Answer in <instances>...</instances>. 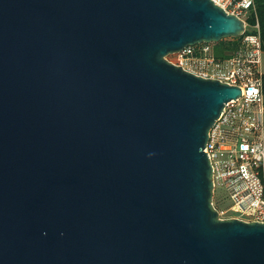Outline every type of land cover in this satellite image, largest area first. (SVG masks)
Here are the masks:
<instances>
[{"label": "water", "instance_id": "1", "mask_svg": "<svg viewBox=\"0 0 264 264\" xmlns=\"http://www.w3.org/2000/svg\"><path fill=\"white\" fill-rule=\"evenodd\" d=\"M244 31L211 0H0V264H264L204 152L241 90L165 59Z\"/></svg>", "mask_w": 264, "mask_h": 264}, {"label": "built area", "instance_id": "2", "mask_svg": "<svg viewBox=\"0 0 264 264\" xmlns=\"http://www.w3.org/2000/svg\"><path fill=\"white\" fill-rule=\"evenodd\" d=\"M226 13L241 19L246 28H254L256 34L249 35L251 53L244 66L243 73L236 69L235 58H229L232 69L221 82L238 86L241 95L228 102L219 119L208 133L204 152L207 153L212 168L213 185H219L225 194L227 208L217 210L222 219H238L244 222L264 223V95L261 79L250 81L245 72L259 65L261 46L257 22L253 26L247 23V15L254 10V0H211ZM177 61L172 63L194 75L200 62L211 66L215 63L206 43L187 46L173 53ZM217 64V60H216Z\"/></svg>", "mask_w": 264, "mask_h": 264}, {"label": "rangeland", "instance_id": "3", "mask_svg": "<svg viewBox=\"0 0 264 264\" xmlns=\"http://www.w3.org/2000/svg\"><path fill=\"white\" fill-rule=\"evenodd\" d=\"M250 31H252V33H248V34H240L237 37H229V38H223L225 39V42H231L235 39H237V47L230 53L228 58H224V59H220L217 58L215 56L214 53V49H215V44L217 42H210L208 43V46L210 48L211 51V55L214 56L215 58V63L211 66H207L206 63L200 62L198 64V68L196 70L197 73L202 74L203 76L209 78V79H217V78H222L224 75H226L228 73V71L230 69H232V65L230 63L227 62V60L229 58H235V61L237 62V64L235 65L236 69L239 70V72L243 73L245 67L244 66H240L238 65V63H242V64H246L247 59H249V55H250V43H248V41H246L247 36L249 35H254L256 34V31L254 28H250ZM165 59L168 62H172L175 63L177 61L176 55L175 54H168ZM216 60H217V64H216ZM264 74V51L261 52L260 54V60H259V65H257V63H255L252 67H251V71L250 72H245L244 74V81L246 80V76L249 78L250 81H256L258 79H261V84H262V75ZM247 81V80H246ZM212 204L214 206V203L212 201ZM215 207V206H214ZM216 208V207H215ZM217 210H224L222 208H216ZM225 215H221L219 218L222 219L224 218Z\"/></svg>", "mask_w": 264, "mask_h": 264}, {"label": "trees", "instance_id": "4", "mask_svg": "<svg viewBox=\"0 0 264 264\" xmlns=\"http://www.w3.org/2000/svg\"><path fill=\"white\" fill-rule=\"evenodd\" d=\"M246 20L249 26H253L257 22L261 51H264V0H254V10L249 12ZM248 33H252V31H250V28L247 27L244 34ZM237 44V39L227 43L225 42V39L219 40L215 44V56L220 59L228 58L230 53L237 47ZM262 92L264 95V74L262 75ZM212 201L216 208H227V202L225 200L223 189L217 184L213 190Z\"/></svg>", "mask_w": 264, "mask_h": 264}, {"label": "crops", "instance_id": "5", "mask_svg": "<svg viewBox=\"0 0 264 264\" xmlns=\"http://www.w3.org/2000/svg\"><path fill=\"white\" fill-rule=\"evenodd\" d=\"M262 52V51H261Z\"/></svg>", "mask_w": 264, "mask_h": 264}]
</instances>
